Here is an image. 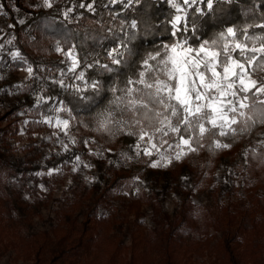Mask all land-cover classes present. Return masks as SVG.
Segmentation results:
<instances>
[{
    "label": "snow or ice",
    "instance_id": "snow-or-ice-1",
    "mask_svg": "<svg viewBox=\"0 0 264 264\" xmlns=\"http://www.w3.org/2000/svg\"><path fill=\"white\" fill-rule=\"evenodd\" d=\"M43 4L53 7L52 0ZM159 4L167 6L168 14L149 22L150 6ZM113 5H120V12L112 13ZM233 6L238 0H81L62 12L65 20L72 19L75 8L95 14L103 7L113 21L131 13L106 29L101 41L110 38L111 43L102 45V53L86 50L84 42L93 39L89 36L76 42L57 39L54 50L63 57L64 67L55 76L40 75L42 69H34L19 50L7 55L36 84L34 106L44 109L36 122L56 129L54 136L62 133L75 144L71 128L74 122L88 127L79 120L87 112L95 131L132 138L134 155L121 153L124 159L155 157L149 167H167L205 146L229 149L232 144L225 139L235 141L264 127V4L253 3L239 22L228 19ZM4 51L0 43V61ZM52 88L67 96L52 95ZM105 93L101 106L98 98ZM59 142L68 151V145ZM258 143L264 148V140ZM81 163L75 156L72 170Z\"/></svg>",
    "mask_w": 264,
    "mask_h": 264
},
{
    "label": "rangeland",
    "instance_id": "rangeland-1",
    "mask_svg": "<svg viewBox=\"0 0 264 264\" xmlns=\"http://www.w3.org/2000/svg\"><path fill=\"white\" fill-rule=\"evenodd\" d=\"M23 2L32 9L46 8L43 0ZM80 2L81 0H52V10L64 11ZM0 5H3L1 0ZM16 14L19 20L25 17L18 10ZM10 25L8 14L3 7L0 8V43L5 44L0 61V76L3 77L0 79L1 111L21 101L23 92L15 85L29 81L26 79L27 73L12 63L7 55L9 51L18 50L6 43L12 38ZM52 57L63 60L56 52ZM48 58L50 55H40L42 60ZM60 68L62 67L57 68V74ZM43 111V108L35 110L31 106L8 118L13 119L12 125L18 124V130L10 134L7 140L9 164L14 169L4 182L8 188L12 182H18L23 173L28 176V181L21 188L18 198L13 192L6 195V202L13 209V219L9 221L3 236L5 239L17 240L20 235H24L42 241L46 232L55 237L54 225L59 223L67 230L71 240L67 242L66 236L62 235V246L67 247V244L72 243L64 252V256L68 257L75 253L73 245L78 241L84 216L111 178L112 171H100L93 160L94 156L101 157L103 167H111L112 170L136 162L146 166L155 157L141 156L126 160L121 153L134 155L131 151L132 144L108 151L99 139L89 137L84 140L89 141L85 145L87 154H78L82 163L77 171L72 170L75 156H71L67 163L58 160L50 163L53 158L58 159L76 146L80 136L72 128L70 135L75 138V144L62 133L59 138L54 136L56 129L36 122L41 119ZM6 121L7 119L3 124ZM25 121L28 123L25 124ZM61 140L68 145V151H64L59 142ZM260 140H264V132L260 133L253 144L264 150L258 143ZM245 152L248 151L245 150L242 154L245 161L240 168L218 164L210 178L200 185H195V182L203 172L202 162L198 163L190 175L175 173L169 184L164 177L147 178L144 171H141L132 179H124L114 188L104 191L93 221L99 234L95 250L89 256L88 263L79 264H127L136 238H139L137 247L144 254V264H178L181 254L190 257L194 264H217L214 262L216 250L213 245L206 243L207 239L217 241L224 230L233 232L241 221L247 228L252 223L264 221L262 209L257 214L253 212L250 190L256 183V176L248 172V155L245 156ZM179 161L173 160L167 167L160 168L174 169ZM85 164L90 167H84ZM51 169L59 171L48 175ZM187 190H191L189 196ZM258 192H262L261 188ZM222 205L228 208L229 214L224 213ZM255 240L263 243L264 252V230L255 236ZM17 250L18 246L13 244L0 257V264H28L30 261L15 258ZM239 264L249 263L240 258Z\"/></svg>",
    "mask_w": 264,
    "mask_h": 264
},
{
    "label": "trees",
    "instance_id": "trees-1",
    "mask_svg": "<svg viewBox=\"0 0 264 264\" xmlns=\"http://www.w3.org/2000/svg\"><path fill=\"white\" fill-rule=\"evenodd\" d=\"M3 8L10 18L11 25L9 26L10 35L15 37L12 46L16 47L22 55L26 56L29 62L33 63L34 69L37 66L42 69L39 72L42 76H49V74H57L58 67H64L61 64L60 59H55L53 54L55 53L54 47L57 39L68 40L69 42H76L77 40L83 41L85 36L92 37L93 39L84 42L85 48L90 52H103V47L108 46L111 43V39H104L108 34L106 29L110 26H115L122 16L128 18L131 13L122 14L117 16L115 21L111 20L109 10L103 7H98L95 14L86 11L85 9L75 8L71 14V20H65L62 15V9H49V8H30L23 0H1ZM90 0H86L88 2ZM264 4V0H238V6H233L231 12L228 14L229 20L239 22L241 20L242 12L250 10L252 4ZM120 5H113L110 8L112 13L120 12ZM16 10L25 14L23 21L24 24L19 23V19L16 14ZM168 14L166 5L159 4L158 6H150L147 12V18L149 22H155ZM79 17V19H76ZM164 37H152L151 39H160ZM103 45V47H102ZM146 46L141 42V47ZM40 55L49 56L46 60L40 59ZM52 55V56H51ZM10 61H12L11 57ZM16 65V64H15ZM26 87L19 89L23 92V97L20 102H15L10 105L6 110H0V257L4 255L10 247L15 244L18 246V250L15 254L16 259L22 258L25 261H30L28 264H79L82 262L88 263L89 256L93 253L96 247L99 234L96 232L93 221L96 216L97 207L99 201L103 199L104 191L109 190L117 186L122 180H130L138 172L144 171L147 178L164 177L169 184L175 173L181 175H190L193 173L198 165L202 162V174L195 185H200L202 182L210 178V176L216 170L218 164L226 167L233 165L240 168L244 163L242 154L245 150L248 151V157L246 166L248 172L251 175L256 176V183L251 187L250 193L252 197L253 212H257L262 209L264 211V150L256 148L253 144L260 135L264 132V127H257L253 130L252 134L244 135L235 141L225 139V143H231L232 147L229 149H209L205 146L200 148L197 152H189L185 155L173 168H151L148 165H143L138 162L132 165H124L120 168L111 167L104 168L103 160L101 157L94 156L93 160L100 171L105 169V172H111L110 181L104 186L103 193L97 195V201L92 205L86 215L83 218L82 229L78 235V241L73 247L76 248L75 253L71 256L65 257L64 252L72 243L67 244V247H63L61 243L62 235L66 236L67 242H71L69 239V233L59 223L54 225V236L46 232L44 240H37L33 237H27L20 235L17 240L5 239L3 234L6 232L9 221L13 219V209L10 204L6 202V195H10L13 192L18 198L21 192V188L27 183L28 176L23 173L18 182H12L10 187L7 188L5 180L11 171L14 169L9 164V158L7 155V140L10 134L16 133L18 130V124H11V120L8 118L17 113L23 108L33 107L37 110L39 108L33 106L35 103V97L33 92L38 91L36 84L32 80H29L24 84ZM52 95L60 94L67 96L65 93H61L59 88H52ZM107 93L98 98V102L103 106L106 103ZM3 124V121L6 120ZM79 120L88 124V127H84L81 123H73L72 130H74L79 136V143L72 147L68 152L62 154L58 159L53 158L50 163L61 161L67 163L71 156L78 154H87V148L85 147V138L95 137L99 139L107 148V150H116L119 146L131 145L133 143L132 138L111 136L95 131L96 125L92 121L91 115L87 112H82L79 115ZM223 139V138H222ZM207 144V142H205ZM252 149H256L253 153ZM103 172V171H102ZM10 188V189H9ZM261 188L262 192H258ZM191 194V190H187V196ZM224 213H228V208L222 205ZM66 210H63L65 212ZM229 214V213H228ZM5 220L7 222H5ZM264 230V221L252 223L247 228L243 221L239 222L238 226L232 232V230L226 229L223 231L222 236L215 242L212 239H207L206 243L213 245L216 250L214 262L217 264H239L240 258L249 264H264V252L263 243L256 241L255 236L262 233ZM132 243V254L127 264H144V254L139 251L137 247V240ZM200 247V246H199ZM178 264H194L190 257L181 254L178 259Z\"/></svg>",
    "mask_w": 264,
    "mask_h": 264
}]
</instances>
